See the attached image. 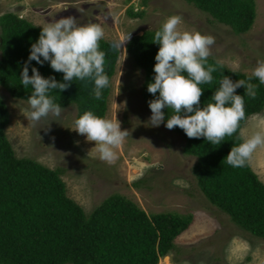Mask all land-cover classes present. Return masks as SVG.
I'll return each mask as SVG.
<instances>
[{
  "label": "trees",
  "instance_id": "16d2710c",
  "mask_svg": "<svg viewBox=\"0 0 264 264\" xmlns=\"http://www.w3.org/2000/svg\"><path fill=\"white\" fill-rule=\"evenodd\" d=\"M186 1L236 33L248 32L257 16L256 0ZM130 13L136 17L144 15L131 10ZM0 27V85L13 97L28 101L33 89L21 84V76L42 27L13 11L0 16ZM160 28L146 29L127 42L128 54L145 72L143 95L148 107V102L155 99L147 89L154 82L155 56L159 50L154 36ZM112 44L106 39L100 41L101 50L106 52L105 72L110 78L101 100L94 99V82L78 79L62 92L54 89L49 93L63 108L76 104V119L86 111L101 117L107 114L111 80L120 57V50H113ZM208 63L217 66V71L212 73L211 83L201 85L204 89L201 107L212 102L225 75L234 82L247 80L251 75L222 63L218 65L213 57L208 58ZM28 67L30 76L35 67L45 78L54 76L63 82L64 74L55 72L50 62L41 65L33 60ZM251 82L258 85L255 99L245 96L244 86L236 90V94L245 96L246 118L241 121V128L251 115L264 111V85L255 77ZM163 111L167 122L174 113L167 108ZM10 119V111L0 97V264H159L163 256L176 248V239L189 228L193 215L177 212L149 215L120 193L106 197L88 215L68 195L62 169L16 155L6 133ZM174 130L185 139V153L197 158L195 175L208 200L243 230L264 238V182L251 164L234 168L226 162L232 147L242 142L239 131L214 145L204 137H187L179 127Z\"/></svg>",
  "mask_w": 264,
  "mask_h": 264
},
{
  "label": "rangeland",
  "instance_id": "374dc122",
  "mask_svg": "<svg viewBox=\"0 0 264 264\" xmlns=\"http://www.w3.org/2000/svg\"><path fill=\"white\" fill-rule=\"evenodd\" d=\"M256 4L252 28L236 33L186 0H0V16L13 11L40 27L73 16L80 24L101 22L108 41H125L111 80L106 114L117 118L122 130H129L118 160L108 164L95 151L89 155L95 142L73 130L76 104L65 107L58 121L49 117L34 125L26 117L28 101L13 97L0 85V97L11 114L6 133L16 155L62 169L68 195L88 215L113 193L127 196L149 215H193L189 228L176 239V248L159 264H264V238L243 230L200 189L194 171L197 158L185 153L184 137L167 129L165 121L151 126V109L143 95L145 72L127 52L132 36L180 15L182 30L215 37L210 57L229 69L251 74L257 61L264 60V0ZM130 10L144 15L133 16ZM257 125H264V111L251 115L242 128L251 134ZM250 164L264 182V149L254 154Z\"/></svg>",
  "mask_w": 264,
  "mask_h": 264
},
{
  "label": "clouds",
  "instance_id": "9594fccd",
  "mask_svg": "<svg viewBox=\"0 0 264 264\" xmlns=\"http://www.w3.org/2000/svg\"><path fill=\"white\" fill-rule=\"evenodd\" d=\"M182 23V16L171 15L155 32L154 42L159 45V50L155 56L154 82H150L147 89L155 96L148 102L152 113L149 122L152 127H159L165 121L163 110L171 109L174 114L167 118V129L179 127L187 137H204L214 145L221 144L226 136L239 131L238 138L242 142L232 147L226 162L234 168L244 167L251 163L259 149H264V125H257L251 134L241 128V121L246 118L244 97L255 99L257 95L258 85L252 83V79L255 77L259 84L264 85V60L257 61L247 80L234 82L225 75L211 98L212 102L201 107L204 91L201 85L211 83L212 73L217 71V66L208 63L216 40L211 34L182 30ZM104 37L101 22L80 24L73 16L54 19L42 26L21 76V84L25 88L31 85L33 89L26 112L29 122L35 125L49 117L58 121L65 108L56 103L49 93L54 89L60 92L66 90L74 79L94 82V99H102L103 90L110 85V78L105 72L106 52L100 47ZM124 42H114L113 50H120ZM33 60L41 65L50 62L55 72L64 74L63 82L57 81L54 76L45 78L35 67L31 69L30 76L28 65ZM241 86L246 89L245 96L236 94ZM74 124V131L86 136L88 142H95L89 155L95 151L99 153V159L108 164L118 160V150L128 137L129 130H122L117 118L101 117L93 111H86Z\"/></svg>",
  "mask_w": 264,
  "mask_h": 264
}]
</instances>
